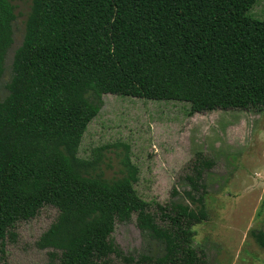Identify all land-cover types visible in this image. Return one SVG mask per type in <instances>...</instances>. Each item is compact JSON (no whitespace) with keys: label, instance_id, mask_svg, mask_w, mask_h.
Listing matches in <instances>:
<instances>
[{"label":"trees","instance_id":"16d2710c","mask_svg":"<svg viewBox=\"0 0 264 264\" xmlns=\"http://www.w3.org/2000/svg\"><path fill=\"white\" fill-rule=\"evenodd\" d=\"M13 1L0 0V81L14 41ZM258 1L31 0L0 102V262L6 242L17 241L15 225L49 206L57 218L35 247L51 250L50 261L123 259L115 226L141 208L136 227L159 247L149 254L156 264H202L184 230L202 209L171 204L162 214L169 228L157 227L136 196L129 160L108 181L94 173L102 149L87 160L79 145L106 94L186 103L190 116L263 109L264 21L250 16ZM250 236L264 248V230Z\"/></svg>","mask_w":264,"mask_h":264},{"label":"rangeland","instance_id":"374dc122","mask_svg":"<svg viewBox=\"0 0 264 264\" xmlns=\"http://www.w3.org/2000/svg\"><path fill=\"white\" fill-rule=\"evenodd\" d=\"M13 5L14 41L0 81V102L7 95L5 85L31 0H15ZM250 16L264 21V0ZM101 99L78 151L80 158L89 160L102 149L94 173L108 181L119 179L128 159L137 169L136 196L157 227L169 228L162 214H170L171 204L189 205L198 215L202 209L204 216L184 229L188 246L202 264H264V248L250 236L264 230V108L190 116L189 105L182 102L112 94ZM188 191L194 205L186 197ZM139 209L131 212L129 223L116 224L112 238L123 259L110 255L106 264H156L149 254L155 256L159 247L144 240L136 227L143 221ZM57 215L55 208L46 206L33 219L17 223V241L6 242L0 264H58L57 258L50 261L51 250L35 247Z\"/></svg>","mask_w":264,"mask_h":264}]
</instances>
